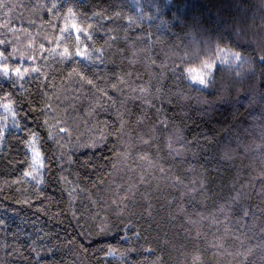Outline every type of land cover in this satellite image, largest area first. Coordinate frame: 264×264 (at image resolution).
<instances>
[{"label": "trees", "instance_id": "obj_1", "mask_svg": "<svg viewBox=\"0 0 264 264\" xmlns=\"http://www.w3.org/2000/svg\"><path fill=\"white\" fill-rule=\"evenodd\" d=\"M0 39L48 76L0 73V264H264V0H0Z\"/></svg>", "mask_w": 264, "mask_h": 264}, {"label": "snow or ice", "instance_id": "obj_2", "mask_svg": "<svg viewBox=\"0 0 264 264\" xmlns=\"http://www.w3.org/2000/svg\"><path fill=\"white\" fill-rule=\"evenodd\" d=\"M52 7H58V5H52L51 7H49L47 9V11H49V13H51L52 11ZM67 11L72 14L75 15V10L73 8H68ZM96 15H99V13H96ZM91 28L92 25L89 24L88 28L85 29L83 25L79 24L76 21H73L71 23V28H69V25L66 23L63 25V27L60 28V35L57 38L58 40H63L65 39L64 33L65 32H70V36L71 38H74L77 42L81 41L84 39L85 36H87L89 39L91 38ZM84 33V35L82 36L81 33ZM40 58L41 59H45L47 61L48 58H53L55 57L57 54L61 55L62 57H70L71 56V52L70 49L65 46L59 53L56 51V49H60V45L57 43L55 49H50L48 47L47 43L41 44L40 46ZM13 50L11 44L9 43L7 45V51H6V46H5V42L0 39V73H3L4 75H12L14 77H17L20 81V87L23 88L24 84V78L25 76L31 71V72H37V71H41V69L39 67H33L32 65L29 66H25L21 61L17 62L15 65H13V63L11 62V60L8 59L9 53ZM102 51V50H101ZM76 55L80 56L82 58L86 57L88 55V44L85 43L83 46V49H81L80 47H76L75 49ZM48 54V57L45 56V54ZM13 59H15V57H13ZM28 59L30 61H32L34 64L38 63L37 62V57L35 55L29 56ZM7 61V62H5ZM210 69L214 68V65H209ZM41 77L43 78L45 84L47 83L48 80V76L45 75L42 71H41ZM194 79H200L201 82H203L201 77H194ZM89 84L92 83L91 80L88 81ZM113 88H115V85H113ZM103 91V90H101ZM42 95H46V93H43L42 91ZM12 96V93L9 92L5 95L4 98L0 99V107H4V108H14V102H8L9 98ZM14 116L16 115V113L13 111L12 113ZM61 132H65L67 131L64 128L60 129ZM28 144H26L25 146V150L28 152H32V148H31V144L32 143H37V135L35 133H29L26 137ZM0 147H2V145H0ZM36 151L39 153V155L41 156V158H43L44 153L42 148L39 146V144L37 143V148ZM25 176H31V173L25 172L24 173ZM41 182H43V178H41ZM36 258L37 260L39 259V253H36Z\"/></svg>", "mask_w": 264, "mask_h": 264}, {"label": "rangeland", "instance_id": "obj_3", "mask_svg": "<svg viewBox=\"0 0 264 264\" xmlns=\"http://www.w3.org/2000/svg\"><path fill=\"white\" fill-rule=\"evenodd\" d=\"M205 70H195L192 71L191 74V81L193 83L199 84L200 85V79H194V77H201V78H205L207 75V72H204ZM210 73V72H209ZM31 148H32V152H30L31 156H32V161H33V171L31 173V176L33 177H40L41 176V171L43 168V159L41 158V156L39 155V153L36 151V146L34 143L31 144ZM36 178V179H37Z\"/></svg>", "mask_w": 264, "mask_h": 264}, {"label": "clouds", "instance_id": "obj_4", "mask_svg": "<svg viewBox=\"0 0 264 264\" xmlns=\"http://www.w3.org/2000/svg\"><path fill=\"white\" fill-rule=\"evenodd\" d=\"M237 49H243L245 48L244 45L242 44H236L235 46ZM242 55H243V52H242ZM250 59L254 62L255 61V58L254 57H250ZM260 59L264 60V55L260 56ZM214 65V68H213V71H215L217 68H218V65L216 64H213ZM237 75H239V73H237Z\"/></svg>", "mask_w": 264, "mask_h": 264}]
</instances>
